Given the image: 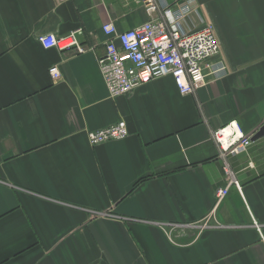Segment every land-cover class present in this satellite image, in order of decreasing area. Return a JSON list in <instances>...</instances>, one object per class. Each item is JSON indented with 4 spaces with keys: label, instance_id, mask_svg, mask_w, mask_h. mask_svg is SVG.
<instances>
[{
    "label": "crops",
    "instance_id": "crops-1",
    "mask_svg": "<svg viewBox=\"0 0 264 264\" xmlns=\"http://www.w3.org/2000/svg\"><path fill=\"white\" fill-rule=\"evenodd\" d=\"M198 3L190 22L213 25L207 63L227 75L205 69L189 96L166 77L112 99L102 26L144 23L138 0H0V264H264V138L228 157L241 190L219 205L229 178L213 139L264 125V0ZM49 34L86 52L45 50ZM119 122L128 138L91 145Z\"/></svg>",
    "mask_w": 264,
    "mask_h": 264
},
{
    "label": "built area",
    "instance_id": "built-area-1",
    "mask_svg": "<svg viewBox=\"0 0 264 264\" xmlns=\"http://www.w3.org/2000/svg\"><path fill=\"white\" fill-rule=\"evenodd\" d=\"M69 2L71 0H60ZM147 20L141 25L121 32L114 21L104 24L106 53L98 60L99 72L109 97L117 99L131 95L135 90L160 78L171 77L178 92L189 96L204 87L205 69H214L215 78L227 75L222 62L207 63L220 56V45L213 25L206 24L197 29L190 19L197 13L198 0H181L172 5L168 0H138ZM45 50H71L79 54L86 52L80 47L77 37L72 34L59 38L55 34L39 37ZM52 79H62L58 67L49 71ZM129 136L127 124L119 122L108 128L90 132L92 146L123 141ZM219 147L220 159L224 162V173L228 185L217 192V205L229 194L231 187L241 190L228 164V157L243 153L251 144V137L245 136L237 122H231L213 133ZM172 234L179 226L158 224ZM207 226V225H205Z\"/></svg>",
    "mask_w": 264,
    "mask_h": 264
},
{
    "label": "water",
    "instance_id": "water-1",
    "mask_svg": "<svg viewBox=\"0 0 264 264\" xmlns=\"http://www.w3.org/2000/svg\"><path fill=\"white\" fill-rule=\"evenodd\" d=\"M264 138V125L256 132L252 138V142H256Z\"/></svg>",
    "mask_w": 264,
    "mask_h": 264
}]
</instances>
